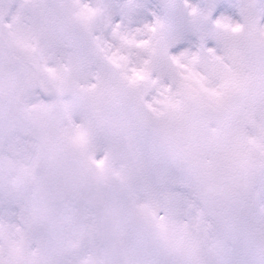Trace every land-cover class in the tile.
<instances>
[{"label":"snow or ice","instance_id":"1","mask_svg":"<svg viewBox=\"0 0 264 264\" xmlns=\"http://www.w3.org/2000/svg\"><path fill=\"white\" fill-rule=\"evenodd\" d=\"M174 6L0 0V264H264V0Z\"/></svg>","mask_w":264,"mask_h":264},{"label":"clouds","instance_id":"2","mask_svg":"<svg viewBox=\"0 0 264 264\" xmlns=\"http://www.w3.org/2000/svg\"><path fill=\"white\" fill-rule=\"evenodd\" d=\"M142 3L145 5L147 16L151 17V19L144 18L139 24L131 25V34L137 42L149 39L147 33L140 34L137 33L135 29L138 27L144 28L145 26L155 25L156 14L160 11L161 0H142ZM202 3H204V0H175V6L170 9V14L175 25L178 27L186 26L190 22L192 10L198 9ZM101 35H103V38L108 40L110 43L117 44V42L112 41L110 34ZM121 51L122 54L129 57L130 64L133 67H142L143 60L148 59L147 52L144 47L133 45L131 47H125ZM153 63H159L160 67L154 70L151 74L150 79L157 80V84L150 87V96L155 95L157 89L169 86L172 83L169 78V73L177 71L176 66L172 65L170 62H158L156 58H153Z\"/></svg>","mask_w":264,"mask_h":264}]
</instances>
